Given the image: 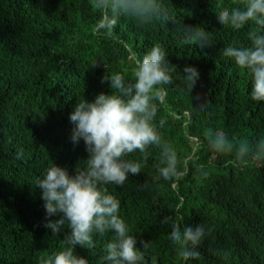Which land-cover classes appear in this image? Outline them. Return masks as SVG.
Here are the masks:
<instances>
[{"label":"trees","instance_id":"trees-1","mask_svg":"<svg viewBox=\"0 0 264 264\" xmlns=\"http://www.w3.org/2000/svg\"><path fill=\"white\" fill-rule=\"evenodd\" d=\"M0 264H264V0H0Z\"/></svg>","mask_w":264,"mask_h":264}]
</instances>
